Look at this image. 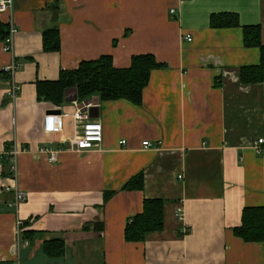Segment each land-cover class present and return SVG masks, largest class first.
I'll return each instance as SVG.
<instances>
[{
    "label": "crops",
    "instance_id": "0c3cea01",
    "mask_svg": "<svg viewBox=\"0 0 264 264\" xmlns=\"http://www.w3.org/2000/svg\"><path fill=\"white\" fill-rule=\"evenodd\" d=\"M221 13L260 25L264 45V0H14L12 16L0 13V24L12 20L17 29L21 65L13 99L0 35L1 263L264 264V245L233 233L245 208L264 207V152L253 148L264 137V81H241V69L260 65L261 53L245 47L241 27H211ZM55 28L60 49L47 51L44 34ZM144 54L167 67L152 72L142 106L93 97L92 120L104 130L99 147H71V118L62 133L50 129L52 114L75 112L77 91L66 90L57 106L40 99L39 83L106 55L129 68ZM15 145L16 180L5 157ZM140 174L143 189L124 190ZM15 186L27 194L19 207L5 190ZM148 199L165 202L164 227L127 242L126 225ZM50 243L63 253L50 256L60 248Z\"/></svg>",
    "mask_w": 264,
    "mask_h": 264
},
{
    "label": "trees",
    "instance_id": "16d2710c",
    "mask_svg": "<svg viewBox=\"0 0 264 264\" xmlns=\"http://www.w3.org/2000/svg\"><path fill=\"white\" fill-rule=\"evenodd\" d=\"M213 28L241 27L244 33L246 48H258L261 53L260 65L243 67L241 81L243 84H258L264 81V45L260 25L241 26L238 16L232 13L214 14L211 18ZM9 34V25L0 24L2 41ZM44 48L47 51H59L60 34L57 28L44 34ZM164 63L158 62L151 54L133 56L129 68L119 69L113 64L111 56H102L97 60L82 62L75 70L63 71L55 82L38 84L40 99L61 105L65 91L75 89L79 101L87 102L98 96L102 101L127 100L136 106L143 105L144 93L148 88L151 74L155 70L164 69ZM2 74L4 72L2 71ZM5 158V157H4ZM143 176L140 174L131 179L124 190H142ZM108 199V195L105 196ZM164 206L161 199L144 201L143 212L128 221L125 229L127 242H143L152 232L161 231L164 227ZM241 225L233 230L235 236L247 243H262L264 245V207H247L243 210ZM57 252L49 255L58 256L64 251L61 243ZM0 264H9L1 263Z\"/></svg>",
    "mask_w": 264,
    "mask_h": 264
},
{
    "label": "built area",
    "instance_id": "2783aa9c",
    "mask_svg": "<svg viewBox=\"0 0 264 264\" xmlns=\"http://www.w3.org/2000/svg\"><path fill=\"white\" fill-rule=\"evenodd\" d=\"M14 10V0H0V13H9L11 16ZM171 15L177 16V9H172L170 11ZM9 34L7 38L3 42V50L5 53L11 56L10 62L3 67V72L9 74L12 78V86L9 91V95L15 99L17 93L19 91L18 85L14 82L15 75L19 71L21 65L16 61L14 56V36L17 32L13 21H10L9 25ZM186 41H193L192 37L187 36ZM96 99V98H95ZM93 99H90L87 102L79 101L78 99L74 101L75 112L74 113H55L49 117L50 120V129L54 133H62L64 130V118H71L74 122L75 134L71 141V147L77 150H92L94 148L99 147L104 138V130L103 125L98 121L92 120L91 110L95 105L92 103ZM98 106V105H97ZM121 145H125L126 141L122 140L120 142ZM145 148H149L152 144L148 141L143 143ZM253 148L257 153L264 152V137H260L254 140ZM19 148L15 145L10 149V151L5 154V157H8L10 162L12 163L11 173L14 176V179H17V159L20 154ZM50 154L49 161L51 163L56 162L57 160V152L56 151H48ZM182 178V177H181ZM7 192H14V200L11 206L19 207L27 200V194L15 186L14 188L5 187ZM176 218L179 222L184 220V210L182 207L177 209ZM23 221L18 220L17 227L20 228L23 226ZM181 227V232L187 233L188 230ZM28 245V242L25 244Z\"/></svg>",
    "mask_w": 264,
    "mask_h": 264
},
{
    "label": "water",
    "instance_id": "95a60500",
    "mask_svg": "<svg viewBox=\"0 0 264 264\" xmlns=\"http://www.w3.org/2000/svg\"><path fill=\"white\" fill-rule=\"evenodd\" d=\"M92 103L95 105V107H93L92 108V110H91V113L93 114V111H97L96 109H97V105H98V99L96 98V99H94L93 101H92ZM55 113V112H54ZM56 113H58V112H56ZM59 114V113H58Z\"/></svg>",
    "mask_w": 264,
    "mask_h": 264
}]
</instances>
